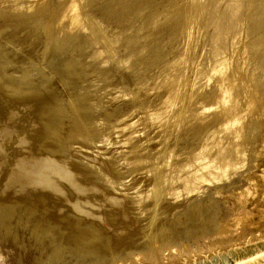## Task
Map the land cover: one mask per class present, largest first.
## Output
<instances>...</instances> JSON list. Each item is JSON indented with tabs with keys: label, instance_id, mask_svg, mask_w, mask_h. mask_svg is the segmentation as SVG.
<instances>
[{
	"label": "rangeland",
	"instance_id": "1",
	"mask_svg": "<svg viewBox=\"0 0 264 264\" xmlns=\"http://www.w3.org/2000/svg\"><path fill=\"white\" fill-rule=\"evenodd\" d=\"M71 1L0 0V264H264V0Z\"/></svg>",
	"mask_w": 264,
	"mask_h": 264
},
{
	"label": "bare ground",
	"instance_id": "2",
	"mask_svg": "<svg viewBox=\"0 0 264 264\" xmlns=\"http://www.w3.org/2000/svg\"><path fill=\"white\" fill-rule=\"evenodd\" d=\"M7 1V0H6ZM240 2V1H239ZM239 2L237 1L236 3H235V9H232L230 12H228V26L227 27H232V26H236V25H234V23H235V20H236V17L238 16L237 15V13H238V8H239ZM125 5V4H124ZM210 7V6H209ZM186 10V9H185ZM78 11H79V4H78V1L76 0V1H71V3L68 5V7L66 8V10L64 11V13H63V15L64 16H71V19H74V17L76 16V15H78L79 13H78ZM213 11H214V9H213ZM240 11V10H239ZM22 13V12H21ZM187 13V12H186ZM241 13V12H240ZM8 14V13H7ZM264 14V13H263ZM262 14V15H263ZM174 15V14H173ZM14 16V15H13ZM12 16V17H13ZM19 16V15H18ZM170 16V15H169ZM223 16V15H222ZM227 16V15H226ZM214 18L215 19H217L216 17H213V20H214ZM223 18V17H222ZM226 18V17H225ZM224 18V19H225ZM238 18V17H237ZM5 19V18H4ZM227 19V18H226ZM225 19V20H226ZM219 20V19H218ZM218 20H217V22H218ZM258 20V19H257ZM16 21V20H15ZM220 21H222V19L220 20ZM219 21V22H220ZM237 21H238V19H237ZM260 21V20H259ZM216 22V21H215ZM216 22V23H217ZM257 22V21H256ZM215 23V24H216ZM221 23V25L223 24L224 25V23H222V22H220ZM219 23V24H220ZM258 23V22H257ZM256 23V24H257ZM218 26V25H217ZM220 28L218 29V30H221V26H219ZM225 27H226V25H225ZM225 27H223V28H225ZM226 27V28H227ZM218 28V27H217ZM234 28V27H233ZM217 30V29H216ZM217 30V33L218 32H220V31H218ZM226 30V29H225ZM247 30V29H246ZM255 30V29H254ZM262 30V29H261ZM264 30V29H263ZM235 31V30H234ZM259 31V30H258ZM257 31V32H258ZM223 32V31H222ZM221 32V33H222ZM226 33L228 32V30L227 31H225ZM249 32V31H248ZM264 32V31H263ZM224 33V32H223ZM227 35V34H226ZM228 35H229V32H228ZM227 35V36H228ZM233 35V34H232ZM257 35V34H256ZM216 36H217V34H216ZM218 36H219V34H218ZM217 36V37H218ZM221 36V38H222V34L220 35ZM261 36V35H260ZM226 37V36H225ZM219 39H220V37H218ZM257 38V37H256ZM218 39V40H219ZM215 40V39H214ZM213 40V41H214ZM217 40V41H218ZM224 40V39H223ZM222 40L220 39V41L219 42H221ZM252 43V42H251ZM250 43V44H251ZM215 44V43H214ZM263 46V45H262ZM212 47H213V45H212ZM250 47V46H249ZM252 47V46H251ZM255 47V46H254ZM255 51V50H254ZM218 58V57H217ZM220 58V57H219ZM220 61L216 64V69L213 71V73L211 74V75H214V72H216V74L215 75H218V77L221 79V77H222V75L223 76H225V77H227V75H228V66L226 65L227 63H224L225 65L224 66H222L221 65V63L222 62H224L223 60L224 59H222L221 60V58L219 59ZM216 63V62H215ZM262 63V62H261ZM233 65V64H232ZM212 66V65H211ZM258 66V65H257ZM204 67V66H203ZM208 67H209V65H208ZM233 67V66H232ZM202 69H204V68H202ZM209 69V68H208ZM212 69V68H211ZM232 69V68H231ZM260 69V68H259ZM206 70V69H205ZM253 70V69H252ZM261 70V69H260ZM212 71V70H211ZM229 71H230V69H229ZM264 71V70H263ZM232 72V71H231ZM254 72V71H253ZM206 73V72H205ZM209 73V72H208ZM208 73H206V74H208ZM249 73V72H248ZM233 74V73H232ZM255 74V73H254ZM201 75V74H200ZM246 75V74H245ZM264 75V74H263ZM208 76V75H207ZM251 76V75H250ZM209 77V76H208ZM215 77H217V76H215ZM254 77V76H253ZM256 77V76H255ZM254 77V78H255ZM199 78H201V77H199ZM250 78H252V77H250ZM228 79H230V78H228ZM249 79V78H248ZM203 80V79H202ZM233 80V79H232ZM198 81V80H197ZM201 81V80H200ZM206 81V80H205ZM234 81V80H233ZM249 81V80H248ZM254 81V80H253ZM253 81H252V83H253ZM256 81H257V79H256ZM261 81V80H260ZM229 82V81H228ZM207 83V82H206ZM230 83V82H229ZM232 83V87L229 89V91H226V90H228V89H226L225 91L227 92V93H225V94H223V97H222V94L220 95L222 98H224V99H222V100H225V104H233L234 102H236L238 99H239V97L238 98H235V93H234V90H235V82H231ZM234 83V84H233ZM205 84V83H204ZM196 85V84H195ZM194 85V86H195ZM198 85V84H197ZM238 85V84H237ZM252 86V85H251ZM247 87H248V85H247ZM257 86H255V88H256ZM239 88V87H238ZM238 88L236 89V91L238 90ZM250 88V85H249V87H248V89ZM252 88V87H251ZM254 88V87H253ZM195 89V88H194ZM253 90V89H252ZM256 90V89H255ZM254 90V92H255V94L258 92V90L257 91H255ZM193 91V90H192ZM244 91V90H243ZM246 91V90H245ZM251 90H249V92H250ZM241 92V91H240ZM261 92V91H260ZM243 93V92H242ZM246 93V92H245ZM244 93V94H245ZM247 93H248V91H247ZM251 94L253 95V91H251ZM250 94V95H251ZM259 94V93H258ZM261 94V93H260ZM259 94V96H261ZM251 95V96H252ZM248 96H249V94H248ZM246 97V96H245ZM252 97H254V96H252ZM256 97V96H255ZM254 97V98H255ZM249 98V97H248ZM218 99V98H217ZM217 99H216V101H214V102H216V103H218V106H220L219 104H221V103H219L221 100H219V102H217ZM235 99H236V101H235ZM250 99V98H249ZM249 99H248V101H249ZM257 99H260V98H258L257 97ZM262 99V98H261ZM252 101H254L253 99H251ZM255 100H256V98H255ZM170 101L171 102H174L175 101V96L173 95L171 98H170ZM250 102V101H249ZM258 102V101H257ZM207 103V102H206ZM210 103H213V102H210ZM237 103V102H236ZM239 103V102H238ZM237 103V104H238ZM252 103V102H251ZM254 103H256V101L254 102ZM214 104V103H213ZM213 104H211L212 106H213ZM240 104V103H239ZM238 104V105H239ZM249 104V103H248ZM247 104V105H248ZM259 103H257V105H258ZM233 105H235L236 106V104H233ZM232 105V106H233ZM241 105V104H240ZM250 105V104H249ZM248 105V106H249ZM252 105V104H251ZM250 105V106H251ZM254 105V104H253ZM256 105V106H257ZM256 106H254V107H256ZM217 107V106H216ZM222 107V106H221ZM246 107V106H245ZM253 107V106H252ZM212 108V107H211ZM225 108H227V107H225ZM231 108V107H230ZM229 108V109H230ZM237 108H238V106H237ZM236 108V109H237ZM242 108V107H241ZM246 108H248V107H246ZM246 108H245V110H246ZM251 108V107H250ZM249 108V109H250ZM228 109V110H229ZM233 116H231L230 117V115H228V114H230V111H228L227 110V112H226V114H227V116H229L228 118H226L227 119V121L225 122L224 120V125L222 126V127H225L226 129L225 130H227V129H230V132H232L233 133V136H234V138H235V142H233V147L230 149V152L228 151V152H226L225 150H221V149H219L220 150V152L216 155V157H214V159L212 160V161H209L210 163V165L212 166V164L215 166V167H211V169H210V166H209V169L210 170H208L209 172L211 171V173L212 172H214V174L217 176V174L216 173H219V175H221V177L222 176H225V175H228V173L229 172H231L232 170L233 171H235V170H237L238 168H240V166L242 165V164H244L245 162V157H244V151H245V147H246V145H245V147H243L242 146V141H241V137H242V135L244 134L243 132H244V130H246V129H244V127L246 128V125L244 126V124H241V122L242 121H240L241 120V117H242V115H241V111H240V118H239V111H237L234 107H233ZM256 109V108H255ZM208 110V109H207ZM210 110V109H209ZM239 110H240V108H239ZM244 110V109H243ZM251 110V109H250ZM258 110V109H257ZM205 111V110H204ZM226 111V110H225ZM256 111V110H255ZM229 112V113H228ZM247 112V111H246ZM245 112V113H246ZM224 113V112H223ZM243 113V112H242ZM225 114V113H224ZM226 114H225V116H226ZM249 114V113H248ZM244 116V115H243ZM247 117V116H246ZM225 118V117H224ZM224 118H222V119H224ZM225 119V120H226ZM243 123V122H242ZM221 124V123H220ZM246 124V123H245ZM222 125V124H221ZM224 129V128H223ZM229 132V131H228ZM246 132V131H245ZM132 133V132H131ZM131 133H130V135H131ZM132 136V135H131ZM243 136H245V134L243 135ZM133 137V136H132ZM246 137V136H245ZM216 138V137H215ZM240 138V139H239ZM249 138V137H248ZM239 139V140H238ZM227 141V140H226ZM244 141V140H243ZM232 142V141H231ZM246 143V142H245ZM247 144V143H246ZM214 145V144H213ZM205 149V148H204ZM203 149V150H204ZM244 149V150H243ZM202 150V151H203ZM207 150V149H206ZM229 150V149H228ZM205 151V150H204ZM207 152V151H206ZM199 153H201V152H199ZM209 153V152H208ZM202 154V153H201ZM196 155L193 159H195L194 161L192 160V165H194L195 166V164H197V163H199V162H201L202 160H204L205 161V159H204V157H207V156H205L204 155V157H202V155ZM206 154V153H205ZM230 154H232V155H230ZM213 156V155H212ZM209 157V156H208ZM210 158V157H209ZM207 160V159H206ZM191 161V160H190ZM191 162H186V164L184 163V165L182 166V168L184 167H190V164ZM205 163V162H204ZM202 164V163H201ZM207 164V163H206ZM181 165V164H180ZM191 165V166H192ZM197 166V165H196ZM206 167H207V165H205ZM242 166H244V165H242ZM241 166V167H242ZM204 167V166H203ZM198 169H201L202 170V168L201 167H197ZM208 168V167H207ZM205 169V168H204ZM207 170V169H206ZM240 170V169H239ZM199 171V170H198ZM203 171V170H202ZM196 172V171H195ZM201 172V171H200ZM236 172V171H235ZM180 173V172H179ZM203 172H201V174H202ZM206 174L208 173L207 171L205 172ZM214 174H210V179H213V178H211V175H214ZM193 175V174H192ZM194 175H195V173H194ZM194 175H193V177H194ZM196 175H198L197 173H196ZM205 176V174H202V176ZM214 175V176H215ZM263 175H264V173H263ZM262 175V177H264ZM200 176V175H199ZM201 176V177H202ZM207 176H208V174H207ZM231 176V175H230ZM189 177V176H188ZM187 177V178H188ZM193 177L192 176H190L188 179H186L185 181H184V179H183V181L185 182V186H186V189H193V191H194V186L192 185L193 184V182L195 183V178L193 179ZM201 177H200V179H201ZM213 177V176H212ZM261 177V176H260ZM196 178H198L197 176H196ZM218 178V177H217ZM105 179V178H104ZM205 179H207L206 177H203V180H205ZM208 179H209V177H208ZM207 179V180H208ZM264 179V178H263ZM202 180V179H201ZM202 180V181H203ZM225 180V179H224ZM262 180V179H261ZM200 181V180H199ZM199 181H197V183H201V182H199ZM183 182V183H184ZM184 185V184H183ZM197 186H198V184H196ZM184 186V187H185ZM263 187L264 186H262V189H263ZM202 190V189H201ZM260 191V190H259ZM259 191H257V192H259ZM262 193H263V195H262V197L260 196L259 198H262L261 199V203H264V191H262ZM252 195V194H251ZM241 196V195H240ZM239 200V199H238ZM242 199H240V201H241ZM243 201V200H242ZM244 202H246V199H245V201ZM245 204V203H244ZM241 205V204H240ZM242 206H243V204H242ZM244 208H245V206H244ZM243 208V209H244ZM247 208V207H246ZM256 208H258V207H256ZM262 208H264V207H261L260 208V210L262 209ZM240 210V209H239ZM245 210V209H244ZM251 209H247V211H249V214H250V212L252 211V214H253V212H254V210H255V208L254 209H252L251 211H250ZM246 211V210H245ZM247 211L245 212L246 213V215H249L248 213H247ZM244 212V211H243ZM243 212H241V215L243 214ZM263 212V211H262ZM245 215V214H244ZM249 216H251V215H249ZM245 217V216H244ZM260 218H261V216H259ZM247 218V217H246ZM251 218V217H250ZM248 219V218H247ZM240 220V219H239ZM250 220V219H249ZM243 221V220H242ZM241 221V223H243V224H245L244 222H242ZM244 221L245 222H248V220H245L244 219ZM154 224V223H153ZM237 224V223H236ZM248 224V223H247ZM232 225V224H231ZM243 226V225H242ZM221 238V237H220ZM158 256V255H157ZM149 258V257H148Z\"/></svg>",
	"mask_w": 264,
	"mask_h": 264
}]
</instances>
